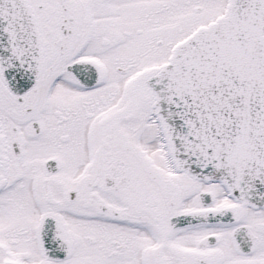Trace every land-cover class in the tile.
Wrapping results in <instances>:
<instances>
[{"label": "snow or ice", "instance_id": "obj_1", "mask_svg": "<svg viewBox=\"0 0 264 264\" xmlns=\"http://www.w3.org/2000/svg\"><path fill=\"white\" fill-rule=\"evenodd\" d=\"M0 264H264V0H0Z\"/></svg>", "mask_w": 264, "mask_h": 264}]
</instances>
